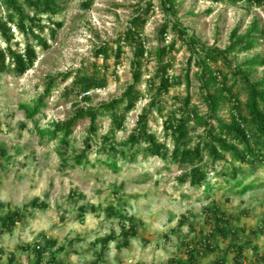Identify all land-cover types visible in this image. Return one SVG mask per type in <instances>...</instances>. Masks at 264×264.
<instances>
[{"label": "rangeland", "instance_id": "obj_1", "mask_svg": "<svg viewBox=\"0 0 264 264\" xmlns=\"http://www.w3.org/2000/svg\"><path fill=\"white\" fill-rule=\"evenodd\" d=\"M86 1L65 0L62 11L54 17L55 22L63 24L62 27L57 29L50 24L51 28H47L44 34L50 45L48 49L38 45L33 37L16 32L21 45L33 43L37 46L38 59L24 75L0 74V200L9 204L4 211L21 208L36 197L48 204L46 210L28 208L27 216L13 232H3L0 225V264H37L35 253L25 250V246L41 243L42 236L56 240L55 249L64 247V251L58 253L63 264H92L96 259L95 252L100 250L95 240L111 232L117 234V239L110 243L100 264H170L172 259L187 261V243L202 240L213 229L212 212L206 209L214 204L228 214L232 226L245 230L242 234L245 241L249 237L253 239L252 245L245 248L242 263H237L230 253L227 264H264L260 259L264 255V165L258 164L257 169L241 165L248 176L244 185L254 184L242 195L238 189H229L231 183L227 184L219 175L220 172L228 173L235 162L217 163L216 171L209 176L213 187L209 192L204 187H192L188 182L180 183L178 178L183 169L178 163L161 157H146L141 150L126 160H120L116 171L98 161L101 157L96 153V142H93L89 152L91 163L73 164L72 156L85 148L88 119L79 121L71 136L68 165L63 164L60 151L64 149L58 141L41 138L38 127L47 128L53 120L62 121L73 114L74 97L65 98L63 93L72 83L75 72L82 68L93 72L95 49L103 42L113 43L127 28L135 8L149 0H95L88 9L83 6ZM153 1L155 9L150 14L145 34L148 48L155 51L159 44V28L166 17L160 0ZM177 9L174 20H179L204 43L221 48L229 44L235 28H239L238 34L242 35L254 21L264 28V5H251L246 1L232 5L227 1L177 0ZM173 38L170 31L165 43ZM0 46H6L1 35ZM177 46L179 50L172 54V72L180 75L186 71L189 52L180 42ZM255 54L264 56V37L255 50L240 54L238 59ZM132 56L131 48L125 46L116 75L112 73L114 59H110L108 84L92 91V100L87 105L98 106L124 92L133 79ZM155 58L152 56L143 67L144 76L139 87L145 95L127 114L124 129L116 131L118 141L132 134L138 116L148 107V83L156 71ZM102 62V59L98 60L99 65ZM197 71L198 68L192 66L189 89L183 78L181 85L164 95L161 103L164 110L160 112L154 108L148 113L150 131L161 141H166L170 149H173V144L169 137L164 136V121L170 109L177 106L174 96H185L188 92L192 102L203 113L206 112L199 82L194 77ZM68 72L73 73L64 80L61 74ZM263 74L264 66L255 76ZM49 76L56 78V86L46 99L42 113L30 119L20 104L41 95ZM99 126V136L106 134L111 127L110 119L101 117ZM201 131L199 129L195 134ZM240 177L243 179L244 176L240 174ZM112 205L122 215L133 217L138 225V236L132 237L128 245L122 246L119 218L108 217V208ZM82 206L87 208L84 218L79 215ZM206 217L209 223L205 222ZM226 246L227 241H223L220 248ZM223 253L199 255L198 261L214 264ZM13 256L14 260H11ZM47 256L49 254L44 262Z\"/></svg>", "mask_w": 264, "mask_h": 264}, {"label": "trees", "instance_id": "obj_2", "mask_svg": "<svg viewBox=\"0 0 264 264\" xmlns=\"http://www.w3.org/2000/svg\"><path fill=\"white\" fill-rule=\"evenodd\" d=\"M94 1L87 0L84 8H90ZM203 1L212 3L227 1L232 5L246 1L251 5H264V0ZM64 2L65 0H0V35L6 43L5 47L0 46V74L24 75L34 67L38 59L37 46L33 43L21 45L16 32L25 37H33L38 45L48 49L50 45L44 34L47 28H51L50 24L55 25L57 29L62 27L63 24L55 22L54 17L62 11ZM160 3L166 21L159 28V44L155 51L148 48L145 34L146 24L155 9L154 1L149 0L135 8L127 28L113 43L103 42L95 49L93 72L86 68L75 72L72 83L63 93L65 98L74 97L73 114L62 121L53 120L47 128L38 127V132L42 139L48 137L50 140L58 141L59 146L64 149L60 151L63 164L68 165L71 136L78 122L88 119L85 148L72 156L73 164L91 163L89 152L93 142H96L98 146L96 153L101 157L98 161L116 171L119 169L120 160H126L141 150L146 157H161L165 161L178 163L183 169L178 178L180 183L188 182L192 187H204L209 192L213 189L209 176L211 172L216 171L217 163L235 162L228 173L220 172L219 175L227 184L231 183L229 189H238V193L243 195L254 184L244 185L248 176L241 165H251L254 169L258 168V164L264 165V74L261 77L255 76L259 68L264 66V56L255 54L243 60H239L238 57L258 47L260 39L264 37V28L258 21H254L243 35L238 34L239 28H235L225 48L208 45L190 33L179 20H174L173 16L178 12L177 0H160ZM170 31L173 32L174 38L166 44ZM178 42L189 52L186 71L180 75L172 72L174 67L172 54L179 50ZM125 46H129L133 53L130 62L132 83L119 97L102 102L98 106L87 105L92 100V91L107 86L111 69L109 61L112 58L114 59L112 73L117 74V68L122 64ZM152 56L156 57L157 67L148 83L151 95L148 107L138 116L132 134L127 139L118 141L116 131L124 129L127 114L136 108L145 95L139 85L144 76L143 67ZM100 59L103 61L101 65L98 64ZM192 66L198 68L194 77L199 82L206 112L203 113L200 107L192 102V96L188 92L185 96H174L177 106L170 109L164 121V136L169 137L173 144V149H170L166 141H161L150 131L148 113L154 108L162 112L164 107L161 103L164 95H167L171 88L181 85L183 78L189 89ZM72 73L61 74V77L66 80ZM55 79L49 76L44 82V91L41 95L20 104L28 118L34 119L42 113L46 107V99L56 86ZM101 117H108L111 127L106 134L99 136ZM199 129H202L201 133L195 134ZM240 174L245 178L242 179ZM8 205L0 200V225L3 232H13L27 216L28 208L41 210L48 208V204L39 197L21 208L11 209L5 213ZM91 207L95 210L94 206ZM206 210L212 212L214 219L212 231L194 244L187 243V261L172 259L170 264H201L198 261L199 255H210L219 251L224 252L223 256L218 257L214 264H227L230 253L237 263H242L245 248L252 245V237L245 241L242 236L245 230L232 226L228 214L220 209L219 205L214 204ZM86 211L87 208L82 206L79 215L84 218ZM108 217L119 218L122 246L128 245L132 237L138 236V225L133 217L122 215L113 205L108 208ZM205 222L209 223V220ZM252 234L256 232L252 231ZM116 239L117 234L111 232L95 240L94 243L100 246V250L95 252L96 259L92 264L103 262L110 243ZM223 241H227V246L222 249L220 247ZM56 246V240L42 236L41 243L27 244L25 250H32L35 253L37 264H63L58 258V253L64 251V247L55 249ZM255 248L257 249L256 246ZM48 254L49 257L47 256L44 262ZM260 259L264 262V255ZM11 260H14V256ZM256 261H259L258 258Z\"/></svg>", "mask_w": 264, "mask_h": 264}]
</instances>
